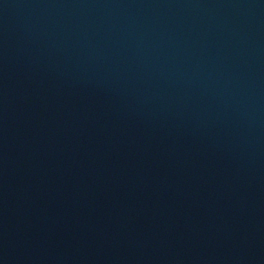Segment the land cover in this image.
<instances>
[{
  "label": "water",
  "instance_id": "1",
  "mask_svg": "<svg viewBox=\"0 0 264 264\" xmlns=\"http://www.w3.org/2000/svg\"><path fill=\"white\" fill-rule=\"evenodd\" d=\"M0 264H264V0H0Z\"/></svg>",
  "mask_w": 264,
  "mask_h": 264
}]
</instances>
